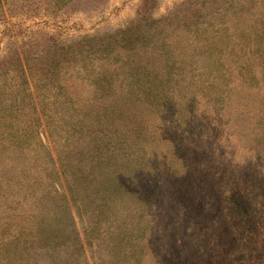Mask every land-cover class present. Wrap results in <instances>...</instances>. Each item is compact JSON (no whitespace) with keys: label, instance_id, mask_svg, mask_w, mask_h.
Instances as JSON below:
<instances>
[{"label":"rangeland","instance_id":"1","mask_svg":"<svg viewBox=\"0 0 264 264\" xmlns=\"http://www.w3.org/2000/svg\"><path fill=\"white\" fill-rule=\"evenodd\" d=\"M0 100V264H264V0H0Z\"/></svg>","mask_w":264,"mask_h":264},{"label":"trees","instance_id":"2","mask_svg":"<svg viewBox=\"0 0 264 264\" xmlns=\"http://www.w3.org/2000/svg\"><path fill=\"white\" fill-rule=\"evenodd\" d=\"M93 1V0H92ZM97 2L99 1V0H96ZM92 5V7H95L97 4L96 3H93V4H91ZM127 32H129L128 31V29L127 30H125L124 32H122L121 31V34H122V36H124V34L125 33H127ZM122 38V37H121ZM168 45H170L169 43H168ZM145 53H147V52H143L142 54H145ZM152 53V52H151ZM151 53H148V54H145L146 55V58H147V61H148V63H149V61L151 60L150 59V55H152ZM142 54H139V53H135L134 54V56L135 57H137V59H138V61L139 62H141L143 59H144V57H145V55H142ZM25 63H26V60H25ZM151 64H153V66H155L156 65V62H155V60L154 61H151L150 62ZM28 64V63H27ZM27 68H29V67H27ZM30 70V69H29ZM31 71V70H30ZM17 72L15 71V70H12V72H11V74H15V76L17 75L16 74ZM20 75H21V77H22V87H23V94L25 95V97H26V99H27V101H28V103H31V101H32V97H34V96H36V97H38L39 98V96L40 97H42V93H41V89H40V87H39V85L37 84V76H36V82L34 83H32V84H28L27 83V78L25 77L26 75H25V72L24 71H22V74H21V72L19 73ZM36 75L34 72L32 73V74H29V75H31V76H29L30 77V79H33L32 77H34V75ZM23 75V76H22ZM10 78H12L13 79V76H10ZM11 81H15V80H11ZM38 90H39V96H38ZM6 104H5V101H3V100H0V112H2V111H4V110H9L10 111V109H8L6 106H5ZM19 108H20V106L19 105H17ZM39 114H41V115H44V110H42L41 108H40V111L38 112ZM4 115H6V114H2V113H0V121L1 120H3L5 117H4ZM37 116V115H36Z\"/></svg>","mask_w":264,"mask_h":264}]
</instances>
